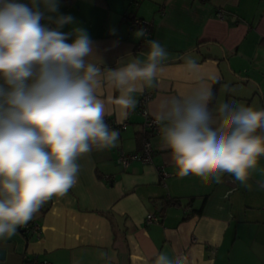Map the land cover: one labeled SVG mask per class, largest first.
<instances>
[{
  "label": "crops",
  "instance_id": "1",
  "mask_svg": "<svg viewBox=\"0 0 264 264\" xmlns=\"http://www.w3.org/2000/svg\"><path fill=\"white\" fill-rule=\"evenodd\" d=\"M58 4L57 14L72 15L75 25L88 32L97 55L88 59L102 61V68L114 69L121 58L146 50L135 38L139 29L132 25L133 17L152 23L147 40L159 41L169 57L153 86L133 94L137 105L126 115L114 104L118 93L102 84L98 95L106 104V123L119 132L117 146L93 147L78 159L75 185L45 203L27 223L36 222L40 234L24 232L23 225L0 239V264H153L161 252L185 257V264H264V157L248 180L250 188L229 174L220 183L180 177L159 139L158 125L150 135L149 162L133 159L124 167L118 161L120 153L141 150L146 132L136 111L143 94L149 95L146 108L152 116L163 100L200 87L212 89L213 111L220 103L264 109V0ZM219 10L222 19L216 17ZM189 58L200 65L199 72L187 67ZM114 122L125 127L111 126ZM204 196L201 213L190 214ZM167 200L178 202L165 205ZM149 213L158 221L146 223Z\"/></svg>",
  "mask_w": 264,
  "mask_h": 264
},
{
  "label": "clouds",
  "instance_id": "2",
  "mask_svg": "<svg viewBox=\"0 0 264 264\" xmlns=\"http://www.w3.org/2000/svg\"><path fill=\"white\" fill-rule=\"evenodd\" d=\"M58 9V0H0V239L64 196L77 181L78 159L93 147L117 146L119 132L106 123L98 95L102 84L118 93L114 104L126 115L137 105L133 94L153 86L169 57L159 41L144 39L146 50L102 68L88 59L97 56L88 32ZM66 25L71 31H61ZM147 34L141 28L135 38ZM187 67L200 70L191 58ZM213 98L210 87H200L163 100L155 114L159 139L180 177L220 183L229 174L250 188L264 157V109L220 103L213 111ZM185 260L161 252L153 264Z\"/></svg>",
  "mask_w": 264,
  "mask_h": 264
},
{
  "label": "built area",
  "instance_id": "3",
  "mask_svg": "<svg viewBox=\"0 0 264 264\" xmlns=\"http://www.w3.org/2000/svg\"><path fill=\"white\" fill-rule=\"evenodd\" d=\"M132 2L137 3L138 0H131ZM216 17L218 19H222L223 17V13L222 10H219L216 14ZM132 25H134L135 27H137L138 29L144 28L147 29V36L142 38L141 41L144 42V39H148L151 35V29H152V23L150 21L144 20V19H140L137 17H133L132 18ZM149 99V95L148 94H143L139 100V106L138 109L136 111V113L138 115H141L144 118V130L146 132V134L144 135L143 139H142V146H141V150L139 153H132L129 155H126L124 153H120L118 156V161L125 167L127 166V164L129 163V161L133 160V159H139L142 162H149L151 160L152 154H153V150H152V146H151V142H150V135L157 129L158 124L155 122V116H152L147 108H146V102ZM120 126L122 128L125 127L124 123H113L111 124V126ZM161 174L164 176L165 173L161 172ZM158 221V217L153 214V213H149L146 216V223H150V222H157ZM23 230L26 233H31V234H36L37 236L40 234V227L36 222H31L30 224H26L23 226Z\"/></svg>",
  "mask_w": 264,
  "mask_h": 264
},
{
  "label": "trees",
  "instance_id": "4",
  "mask_svg": "<svg viewBox=\"0 0 264 264\" xmlns=\"http://www.w3.org/2000/svg\"><path fill=\"white\" fill-rule=\"evenodd\" d=\"M67 1H69V0H67ZM205 200H206V196L203 197V200H202L200 207L196 210L191 211L190 214L201 213L203 205L205 203ZM177 202L178 201H176V200H167V202H165V205H175ZM190 214H188V215H190Z\"/></svg>",
  "mask_w": 264,
  "mask_h": 264
},
{
  "label": "water",
  "instance_id": "5",
  "mask_svg": "<svg viewBox=\"0 0 264 264\" xmlns=\"http://www.w3.org/2000/svg\"><path fill=\"white\" fill-rule=\"evenodd\" d=\"M3 257V250H0V258Z\"/></svg>",
  "mask_w": 264,
  "mask_h": 264
}]
</instances>
